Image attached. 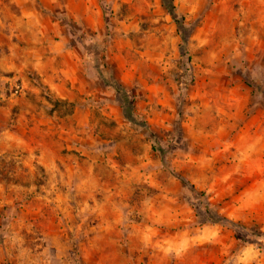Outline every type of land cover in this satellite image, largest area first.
<instances>
[{"label": "rangeland", "instance_id": "obj_1", "mask_svg": "<svg viewBox=\"0 0 264 264\" xmlns=\"http://www.w3.org/2000/svg\"><path fill=\"white\" fill-rule=\"evenodd\" d=\"M173 2L0 0V264H264V0Z\"/></svg>", "mask_w": 264, "mask_h": 264}, {"label": "trees", "instance_id": "obj_2", "mask_svg": "<svg viewBox=\"0 0 264 264\" xmlns=\"http://www.w3.org/2000/svg\"><path fill=\"white\" fill-rule=\"evenodd\" d=\"M165 7L167 8V10L169 11L170 15L173 17V19L175 20V22L180 25L181 22L178 20L176 13H175V6H174V2L173 0H162ZM181 26H179L180 28ZM185 183V182H184ZM189 193H190V200L194 201L193 202V209L195 210V212L197 213V215L199 217L204 218V220L206 222H211V223H215V224H222L225 225L229 228H231L232 230H234L236 232V239L243 241V236L242 234H247V235H251L252 237L255 238H261L264 237L263 235L259 234V232H254L250 229H248L245 226H242L240 224H236L230 220H228L227 218H222L220 216H215L210 208V205L208 203L205 202V193L204 192H200L197 191V189L189 184V183H185ZM4 221H6V218H4ZM5 224V222H4Z\"/></svg>", "mask_w": 264, "mask_h": 264}]
</instances>
